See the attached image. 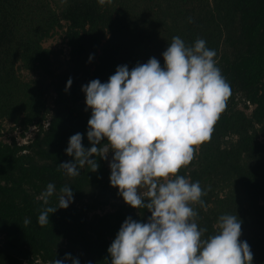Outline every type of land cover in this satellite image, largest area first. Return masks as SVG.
Instances as JSON below:
<instances>
[{"label":"trees","instance_id":"1","mask_svg":"<svg viewBox=\"0 0 264 264\" xmlns=\"http://www.w3.org/2000/svg\"><path fill=\"white\" fill-rule=\"evenodd\" d=\"M59 30L64 59L62 49L43 44ZM174 36L189 46L205 39L232 89L211 140L179 173L211 186L202 197L206 210L193 205L197 222L208 236L219 216L238 215L240 240L253 264H264V0H0V264H52L69 253L80 264H111L108 248L124 220L148 222L150 211L133 208L111 186L108 160L93 156L99 169L86 165L74 177L58 167L74 160L65 151L72 135L82 133L85 148L92 146L82 86L151 57L163 66ZM8 122L22 137L34 135L5 141ZM50 182L56 193L45 205L37 198ZM66 185L74 201L40 226V211L57 206Z\"/></svg>","mask_w":264,"mask_h":264},{"label":"clouds","instance_id":"2","mask_svg":"<svg viewBox=\"0 0 264 264\" xmlns=\"http://www.w3.org/2000/svg\"><path fill=\"white\" fill-rule=\"evenodd\" d=\"M97 2L103 6L112 0ZM162 55L163 66L151 57L131 69L117 66L107 82L97 78L82 86L85 110L91 109L87 138L92 146L85 148L82 133L72 135L65 151L74 160L60 163L58 171L74 177L87 165L95 172L99 163L92 157L108 160L112 152L111 186L118 187V194L133 208L151 212L148 222L131 216L124 220L108 248L111 264H253L250 245L240 240L238 215L222 214L216 233L205 236L208 229L199 226L193 205L206 210L202 197L211 186L203 188L200 181L179 175L199 146L211 140L232 95L217 66V52L203 38L189 46L174 36ZM72 83L70 77L66 92ZM55 193L56 185L50 182L37 199L48 205ZM73 201L72 188L62 187L58 205L42 209L38 224L46 226L49 214ZM65 260L80 264L70 253L52 264Z\"/></svg>","mask_w":264,"mask_h":264},{"label":"rangeland","instance_id":"3","mask_svg":"<svg viewBox=\"0 0 264 264\" xmlns=\"http://www.w3.org/2000/svg\"><path fill=\"white\" fill-rule=\"evenodd\" d=\"M62 35H63L62 31L59 30L58 33H56L55 35L48 38L43 44L45 46L50 47V48L55 49V50L62 49V53L60 54V58L64 59V58H67V55H68V46H67L66 41H64ZM55 65L57 66L58 63L56 62ZM5 125H6L5 133L3 135V139L5 141H9L11 135H14V136H16L17 140L20 141V143H26V140H28L29 138H31L34 135L33 131H31V132H28V134H27L28 137L27 136L22 137L20 134V132H21L20 128L10 130V128L13 126V124H11L10 122L5 123ZM32 130H33V128H32ZM113 155H114V153H112V152L109 153L108 164H109L110 160L112 159ZM107 209H109V207Z\"/></svg>","mask_w":264,"mask_h":264}]
</instances>
